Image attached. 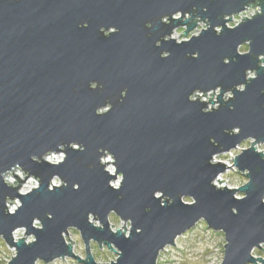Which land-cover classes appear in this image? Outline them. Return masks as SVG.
Segmentation results:
<instances>
[{
    "label": "water",
    "instance_id": "1",
    "mask_svg": "<svg viewBox=\"0 0 264 264\" xmlns=\"http://www.w3.org/2000/svg\"><path fill=\"white\" fill-rule=\"evenodd\" d=\"M248 7L255 14L228 25ZM200 21L206 27L189 37ZM179 28L186 39L173 36ZM261 53L264 0H0V236L17 252L7 264L68 256L85 264H157L200 220L224 232L220 264H264L253 254L264 249V152L256 146L264 143ZM229 91L234 98L226 102ZM249 139L232 166L216 159ZM59 152L63 160L46 159ZM233 166L248 181L218 185ZM18 167L25 179L14 173ZM122 171L114 190L110 182ZM9 172L14 183L5 179ZM28 176L39 187L22 193ZM16 198L21 205L12 212L8 201ZM111 213L125 230L112 231ZM21 227L27 231L16 241ZM70 227L81 232L85 259L66 241ZM30 234L36 240L25 244ZM92 240L118 258L97 262Z\"/></svg>",
    "mask_w": 264,
    "mask_h": 264
},
{
    "label": "rangeland",
    "instance_id": "2",
    "mask_svg": "<svg viewBox=\"0 0 264 264\" xmlns=\"http://www.w3.org/2000/svg\"><path fill=\"white\" fill-rule=\"evenodd\" d=\"M255 11V9H250L249 12H247L246 15H249L251 12ZM238 19V20H236ZM242 19L241 15H235L233 16V20H231L228 25L229 26H235L237 25L240 20ZM206 27V23L200 21V24L198 25V30H194L189 34V37L193 34L198 33L202 28ZM185 28H179L175 31L174 37L178 40L186 39V37L181 34L184 32ZM181 34V35H180ZM248 44H243L240 47L241 52H247L248 51ZM213 93V92H210ZM210 93L207 94V100H209V97H212ZM219 91H217L214 94L213 100H217V94ZM253 140L249 139L244 141L239 148L233 151L234 156L239 154L242 149L248 148L251 146ZM264 145V143H258L256 144L257 149L258 146ZM60 153V152H59ZM64 155V152H61ZM51 154H57V153H51ZM111 155H107L103 158V161L111 163L107 164L108 167L114 168L113 173L116 172V167L113 163L114 158L112 157L111 160L108 159V157ZM217 160H222L223 162H226L228 165H232V154H220L216 157ZM60 161L57 160V162ZM14 173L18 174V176L22 179H25L26 172L22 168H16L14 169ZM25 175V176H24ZM122 175L119 174L118 178L115 179V181L120 180L122 181ZM6 181L10 183H14L16 181V177L12 172H9L6 174L5 177ZM218 181L216 183L218 185H226L229 187H235L238 188L245 184L248 181L247 175L239 171L236 167H231L228 171L222 173L219 175ZM33 182H36L33 184ZM114 182V181H112ZM39 184L38 179L33 176H28L26 178V181L23 182L20 192L22 193H28L32 190L33 187H36V185ZM17 183H15V186ZM240 194V192L238 193ZM19 199H14L15 201ZM20 200V199H19ZM11 201V200H9ZM8 201L9 209L11 210L14 206H16L15 202L10 204ZM185 201H193L192 198H185ZM21 202V200H20ZM21 205V203H20ZM19 205V206H20ZM18 209V206L16 210ZM15 210V211H16ZM93 220V219H92ZM97 225V221H94ZM110 222L112 225H115L113 229L117 230L122 229L125 230V221L122 220L119 216H117L115 213L110 214ZM129 222V221H128ZM126 222L127 230L129 231V223ZM120 225L119 227L117 225ZM18 232L19 230L23 229V234L19 235L18 238H22L25 236V233L27 229L25 227L17 228ZM16 229V230H17ZM68 234H65L66 241L70 243V239L75 241V243H72L74 253L81 257V259L86 258V245L82 238L81 232L78 228L70 227ZM30 236H34L33 234L27 235L26 239ZM70 237V239H69ZM15 238L16 241L19 239ZM25 239V240H26ZM225 235L223 231H216L208 226V224L204 220H200L193 228L186 231L183 235L179 236L176 239V245H168L164 250L161 251L159 258L157 260V264H220L223 261L224 258V250H225ZM264 248V244H263ZM91 252L93 256L95 257L97 262L101 263H110L115 261L118 258V252L115 250L109 248L107 245L103 244L102 248L96 241H91ZM16 248L10 247L4 238L0 236V264H7L11 259L12 256L16 255ZM253 254L257 257H263L264 258V249L256 248L253 252ZM38 264H85L78 260L76 257H64V258H57L49 263H46L42 260H38Z\"/></svg>",
    "mask_w": 264,
    "mask_h": 264
},
{
    "label": "clouds",
    "instance_id": "3",
    "mask_svg": "<svg viewBox=\"0 0 264 264\" xmlns=\"http://www.w3.org/2000/svg\"><path fill=\"white\" fill-rule=\"evenodd\" d=\"M163 19H164L165 22L167 21V17H166V16H165ZM149 25H150V23L148 22V26H149ZM82 26L87 27V22H86V21L83 22V25H82ZM104 27H105V26L101 25L99 30H100V31H103V28H104ZM108 28H109V32H111V33H116V32L119 30L115 25L108 26ZM105 37H108V33H105ZM159 44H160V42H159V40H157V41H156V45L158 46ZM162 55H163L164 57H168V56H169V52H164V53H162ZM260 55H261V58H264V53H261ZM227 62H228L227 60L224 61V63H227ZM248 75H249L250 77H252L253 79H255V73H254V72H249ZM96 83H99V82L96 81V80H92V81H90V82H89V86H90V88H95V87H96ZM241 91H243V89H241ZM126 92H127V89H124V90L122 91L121 95H122V96L125 95ZM260 92H261L262 94H264V88H261V89H260ZM230 97L234 98V97H233V94H232L231 91L227 92L226 95L223 97V99H224V101L227 102V101L230 100V99H229ZM189 98H190V99H195L194 96H192V95H191ZM232 98H231V99H232ZM205 99H207V97H205ZM210 107H211V106H210ZM110 108H111V105L109 106V108H102V109H100V111H101V112H109V111H110ZM229 108H234V105H229ZM203 111H204V113H207V112H208V109H204ZM233 130L238 132V131H239V128H238V127H233ZM73 147H78V145H73ZM258 151H260V152H264V145L258 146ZM261 158L264 159V155H261ZM59 159H60V160H63V159H64L63 154H61V156H60ZM108 159L111 160L112 157L109 156ZM109 171H114V169H109ZM122 173H123V175H122L121 178H122L123 180H125V174H124L123 171H122ZM52 183L55 184V185H59V184L61 183V181L57 178V179H54V180L52 181ZM110 183L112 184V189H114V190H119V189H121V181H120V180H117V181H115V182H110ZM77 186H78V185H74V188H78ZM36 187H39V185L37 184ZM159 194H160L159 192L156 193L157 196H158ZM236 198H237V200H242V199L245 198V196H244L243 193H240V194H236ZM261 200L264 201V196H261ZM20 203H21V202H20L19 199H17V200L15 201L16 206H19ZM15 210H16L15 208H12V209H11L12 212H15ZM232 211H233V213H235V212L237 211V209H236L235 207H233V208H232ZM90 215H91V213H90ZM49 218H51V217H49ZM33 223H34V226L37 227V228H42V227H43V225L41 224V221H40L39 219H34ZM96 223H97V225H99V221H97ZM128 223H129V229H131V227H132V221H131V219L129 220ZM99 226H100V227H103L102 225H99ZM117 226L119 227L120 225L118 224ZM23 231H24L23 229L19 230L18 234H19V235H22V234H23ZM112 231L115 232V229H112ZM136 232H137V233L141 232V228L137 227V228H136ZM129 236H130L129 231L124 232V237H125V238H128ZM35 240H36L35 236H30V237H28V238L25 240V244H29V245H30V244H33V243L35 242ZM119 249L122 250L120 247H119ZM121 253H122V251H121ZM121 253H120V256H121ZM33 264H38V257H36V258L34 259Z\"/></svg>",
    "mask_w": 264,
    "mask_h": 264
},
{
    "label": "bare ground",
    "instance_id": "4",
    "mask_svg": "<svg viewBox=\"0 0 264 264\" xmlns=\"http://www.w3.org/2000/svg\"><path fill=\"white\" fill-rule=\"evenodd\" d=\"M61 154H62L61 152H60V153H57V154H49V155L46 156V159H48V160H50V161H57V160H59ZM109 169H114V168H112V167H108V170H109ZM110 172L113 173V171H110ZM5 177H6V176H5ZM35 183H36V182H33V184H35ZM13 208L16 209L17 206H14ZM14 237H15V238H18V229L14 231Z\"/></svg>",
    "mask_w": 264,
    "mask_h": 264
},
{
    "label": "built area",
    "instance_id": "5",
    "mask_svg": "<svg viewBox=\"0 0 264 264\" xmlns=\"http://www.w3.org/2000/svg\"><path fill=\"white\" fill-rule=\"evenodd\" d=\"M257 7H258V6H257ZM258 8H259V7H258ZM250 9H253V10H254L255 7H248V9H246V10L244 11V12H246V13L243 12L242 14H240V15L242 16V19H243V16L251 17L250 14H249V15H246L247 12H249ZM259 10H260V9H258V11H259ZM251 13H252V14H255V12H251ZM198 24H200V22H199ZM196 29L198 30V26H197ZM202 29H203V28H202ZM202 29H201V30H202ZM201 30H200V31H201ZM200 31H198V33H196V34H199ZM205 97H206V96H203V99H205ZM205 100H207V99H205ZM240 146H241V145H239L237 148H239ZM237 148H236V149H237ZM236 149H233V150H231L230 152H228V154H232V156H233V157H232V161H234V158L236 157V155L234 156V154H233V151L236 150ZM232 165H233V164H232ZM232 165H231V166H232Z\"/></svg>",
    "mask_w": 264,
    "mask_h": 264
},
{
    "label": "snow or ice",
    "instance_id": "6",
    "mask_svg": "<svg viewBox=\"0 0 264 264\" xmlns=\"http://www.w3.org/2000/svg\"><path fill=\"white\" fill-rule=\"evenodd\" d=\"M149 27H150V25H149ZM77 187L79 188V185H78ZM159 195H160V194H159ZM159 195H158V196H159ZM187 203H188V204H195L196 201H187Z\"/></svg>",
    "mask_w": 264,
    "mask_h": 264
}]
</instances>
